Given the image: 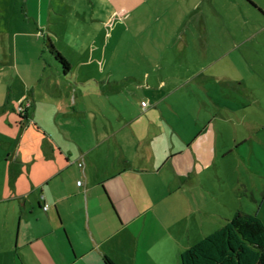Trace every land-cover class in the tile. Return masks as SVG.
I'll return each instance as SVG.
<instances>
[{
  "label": "crops",
  "instance_id": "crops-1",
  "mask_svg": "<svg viewBox=\"0 0 264 264\" xmlns=\"http://www.w3.org/2000/svg\"><path fill=\"white\" fill-rule=\"evenodd\" d=\"M250 1L264 13V0ZM240 3L243 36L237 40L235 30L229 33L234 40L224 56L238 54V84L248 110L233 144L224 142L217 154L222 159L236 154L239 164H260L252 170L262 177L264 150L257 134L264 125L257 117L264 118V16L246 1ZM127 5L123 10L129 13ZM112 37L103 36L106 46L101 43L99 55H120L118 37ZM188 37L170 39L181 62L190 61L187 42L195 37ZM162 51L167 47L158 51L165 62ZM59 53L69 62V73L56 67L58 82L27 87L18 99V107H24L18 133L32 125L24 131L40 138V146L34 151L8 146L15 164H0V264H104V257L115 264H180L186 249L229 219L223 214L227 202L210 197L214 183L208 171L218 158H210V118L205 115L203 129L193 120V131L186 136L169 114L157 109V87L166 90L164 63L131 67L141 82L117 78L118 69L103 78L84 75L79 80L73 73L86 72L97 49L79 52L75 63ZM145 87L156 91L154 99L146 103L140 96L137 108H129L127 102L135 101ZM125 89L130 98L120 99ZM174 89L176 85L165 92ZM167 165L180 177L164 178ZM72 171L76 184L69 191L65 179ZM227 209L232 215L240 210ZM210 216L216 219L210 222Z\"/></svg>",
  "mask_w": 264,
  "mask_h": 264
},
{
  "label": "rangeland",
  "instance_id": "rangeland-1",
  "mask_svg": "<svg viewBox=\"0 0 264 264\" xmlns=\"http://www.w3.org/2000/svg\"><path fill=\"white\" fill-rule=\"evenodd\" d=\"M126 1H129L128 5ZM237 2L242 0H0V164H15V155L8 157V146L15 150L24 146L32 151L40 146V138L35 139L34 134L24 131L32 125L24 126L23 132L18 133L20 114L17 107L18 99L27 87L58 82L56 67L63 74L44 44L47 39L72 63L78 61L79 52L97 49L96 61L88 59L89 69L83 74L73 73L79 80L84 75L91 80L98 76L103 78L111 69H118L115 72L117 78L134 77L135 81L141 82L137 78L138 72L131 71V67L142 69L146 65L154 67L164 63L162 74L166 90L157 87L164 93H156L160 98L157 109L169 114V120L186 136L193 131V120H198L196 122L203 129L207 122L205 115L210 118V158L218 157L217 164H210L208 171L214 183L210 197L228 203L223 208L227 218L232 216L227 209L230 206L255 214L264 222V175L260 177L258 171L252 170L260 164H239L236 154L226 155L223 159L219 157L220 153L217 154L224 142L233 144L248 110L244 109L247 99L238 84V54L224 56L229 42L234 40L228 37L229 33L235 30L233 35L237 40L243 36L239 30L241 9ZM126 5L129 13L123 10ZM181 35L189 36L188 39H191L190 35L195 37V41L192 38L187 42L189 62L180 61V54L174 47L176 42L170 41ZM103 36L118 37L120 55L117 58L111 59L108 52L99 55L105 44ZM149 37L151 42L146 41ZM165 47L167 52H162L167 55L165 62H161L158 51ZM107 49H111V44ZM174 85L176 89L167 93L168 87ZM126 91L120 99L130 98ZM152 92L156 91L148 92L145 87L135 101L127 102V106L137 108L140 96L146 103L153 100ZM26 97L30 99L28 92ZM198 114L201 119L197 118ZM257 118L264 125V118ZM257 137V143L264 150V129ZM173 143L178 146L176 139ZM38 162L44 164L41 159ZM75 169L78 170L77 166ZM75 174L72 171L65 179L69 191L76 184ZM162 176L171 180L180 177V172L167 165ZM214 218L210 216V222Z\"/></svg>",
  "mask_w": 264,
  "mask_h": 264
},
{
  "label": "trees",
  "instance_id": "trees-1",
  "mask_svg": "<svg viewBox=\"0 0 264 264\" xmlns=\"http://www.w3.org/2000/svg\"><path fill=\"white\" fill-rule=\"evenodd\" d=\"M264 16L250 0H244ZM45 46L63 73H69V62L53 47ZM22 116V113H20ZM104 264H115L108 257ZM180 264H264V222L255 214L237 210L223 225L186 249Z\"/></svg>",
  "mask_w": 264,
  "mask_h": 264
},
{
  "label": "built area",
  "instance_id": "built-area-1",
  "mask_svg": "<svg viewBox=\"0 0 264 264\" xmlns=\"http://www.w3.org/2000/svg\"><path fill=\"white\" fill-rule=\"evenodd\" d=\"M27 106H28V104H27ZM141 106H142V107H145V106H146V103H145V102H141ZM23 110H24V107H23V106H19V107H18V112H19V113H21ZM78 166H79V167H82L83 165H82V163H78ZM80 184H81V183L78 181V182H77V185H80ZM47 209H48L47 206H44V207H43V210H47Z\"/></svg>",
  "mask_w": 264,
  "mask_h": 264
}]
</instances>
